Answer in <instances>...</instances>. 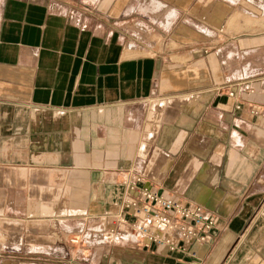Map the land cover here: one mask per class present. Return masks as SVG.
<instances>
[{"label": "crops", "instance_id": "1", "mask_svg": "<svg viewBox=\"0 0 264 264\" xmlns=\"http://www.w3.org/2000/svg\"><path fill=\"white\" fill-rule=\"evenodd\" d=\"M129 170L214 225L112 239ZM0 264H264V0H0Z\"/></svg>", "mask_w": 264, "mask_h": 264}, {"label": "built area", "instance_id": "2", "mask_svg": "<svg viewBox=\"0 0 264 264\" xmlns=\"http://www.w3.org/2000/svg\"><path fill=\"white\" fill-rule=\"evenodd\" d=\"M128 174L133 181L124 182L130 194L123 198L125 209L115 215V222L108 230L112 239L121 237L145 248L154 245L175 250L179 241L203 238L214 225L200 205L164 195L158 189L144 185L141 183L143 174L137 170H129ZM71 241L76 242V239Z\"/></svg>", "mask_w": 264, "mask_h": 264}]
</instances>
